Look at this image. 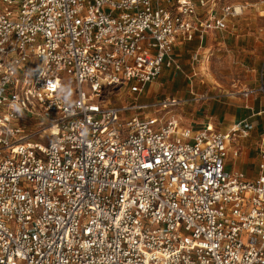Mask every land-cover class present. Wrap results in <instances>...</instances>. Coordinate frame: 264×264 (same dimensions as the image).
I'll return each mask as SVG.
<instances>
[{
    "label": "built area",
    "instance_id": "built-area-1",
    "mask_svg": "<svg viewBox=\"0 0 264 264\" xmlns=\"http://www.w3.org/2000/svg\"><path fill=\"white\" fill-rule=\"evenodd\" d=\"M216 6L0 0V264H264V137L251 179L227 169L249 121L182 124L208 94L139 101L248 8Z\"/></svg>",
    "mask_w": 264,
    "mask_h": 264
},
{
    "label": "crops",
    "instance_id": "crops-1",
    "mask_svg": "<svg viewBox=\"0 0 264 264\" xmlns=\"http://www.w3.org/2000/svg\"><path fill=\"white\" fill-rule=\"evenodd\" d=\"M230 21L227 30L211 32L203 40L196 37L190 42L180 41L179 43H183L180 46L178 43L175 48V55L179 63L180 55H193V62L205 61V55H233L241 59L242 62H245L249 57H254L251 69L253 71L262 69L263 63L259 58L264 55V27L259 28L257 22L247 19H241L232 24ZM261 75L263 79V73ZM185 76L189 81L190 89L186 91L185 86L182 85L175 96L192 99L195 95L208 94L213 97L209 101L190 102L186 105L189 113L186 112V107L182 108L188 115L189 124L187 126L201 128L207 123H212L220 132H227L233 125L241 121H249L253 124L254 128L250 136L241 141L243 148L240 155L234 157L230 154L227 160V169L242 171L247 177L255 179L259 174L261 161L259 144L261 138L264 137V98L255 97L252 100H246L237 96H229L228 92L217 93L215 87L201 85V87L195 88L193 79L197 76L196 69ZM201 84H205V81L201 80ZM188 106L190 107L188 108Z\"/></svg>",
    "mask_w": 264,
    "mask_h": 264
},
{
    "label": "rangeland",
    "instance_id": "rangeland-1",
    "mask_svg": "<svg viewBox=\"0 0 264 264\" xmlns=\"http://www.w3.org/2000/svg\"><path fill=\"white\" fill-rule=\"evenodd\" d=\"M215 2L217 3V9L227 3L248 5L244 15L239 18L231 19L230 24L241 19H247L257 22L259 28L264 27V0H215ZM197 9L200 13L205 11L199 5H197ZM182 43L183 42L179 43V46ZM192 56L191 54L180 55L179 58L185 74L196 69L197 76L193 79L195 88L203 85L205 87H215L214 89L217 93H232L234 91L240 92L244 88L259 90L264 83V55L259 58L263 65L262 69H258V71H253L251 69L254 57H249L245 62H242L241 59L233 55H205V61L193 62ZM184 73H180L175 77L176 75L173 70L165 69L161 77L151 83L146 89V92L139 96V101L150 102L164 96H175V93L182 88V85H184L185 90L188 91V89H190V84ZM201 80H204L205 84H201ZM169 87L171 88L169 89ZM106 92V96L112 93L111 89H107ZM237 97L245 99L242 95ZM255 97L264 98V93L261 91L259 93H253L249 99L252 100ZM183 107H186V105ZM183 107L175 109V113L182 124L188 125L187 113L189 112L186 107V113L182 109ZM189 107L190 106H188V108ZM239 148H243L241 141Z\"/></svg>",
    "mask_w": 264,
    "mask_h": 264
}]
</instances>
